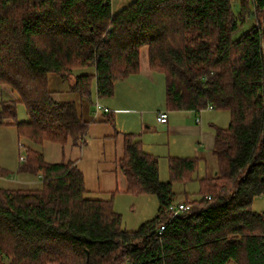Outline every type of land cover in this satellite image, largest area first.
I'll list each match as a JSON object with an SVG mask.
<instances>
[{
	"label": "trees",
	"instance_id": "trees-1",
	"mask_svg": "<svg viewBox=\"0 0 264 264\" xmlns=\"http://www.w3.org/2000/svg\"><path fill=\"white\" fill-rule=\"evenodd\" d=\"M144 46L150 70L165 77L169 111L229 112L216 129V174L199 179L197 199L176 202L173 184L194 180L200 160L169 158L163 182L158 159L124 134L126 192L159 204L126 231L112 201L87 196L75 162H47L22 144L23 169L42 186L0 187V264H264V213L253 210L264 197V0H243L238 13L232 0H134L117 13L112 0H0V86L18 97L0 102V127L38 145L83 146L90 123L74 101L53 98L49 76L92 68L70 91L111 98L116 82L140 73ZM105 121L115 125V115ZM174 203L190 209L168 221Z\"/></svg>",
	"mask_w": 264,
	"mask_h": 264
},
{
	"label": "rangeland",
	"instance_id": "rangeland-1",
	"mask_svg": "<svg viewBox=\"0 0 264 264\" xmlns=\"http://www.w3.org/2000/svg\"><path fill=\"white\" fill-rule=\"evenodd\" d=\"M133 1L112 0L113 12L117 13L123 10ZM236 9L237 6L234 8L237 12ZM251 27V23L247 22L236 34V38L243 33H248ZM148 61V47L144 46L141 50L140 59L141 77L117 82L115 98H98L94 91L92 100H81L78 94L70 91L76 76L91 74L94 71L92 68L74 70L67 80H63L57 74H51L49 76V89L53 95H58L60 100L74 101L78 106L80 115L90 123L85 142L83 146L77 148H63L54 143L38 145L25 139L20 140L16 128L13 126L0 127V187L5 189L41 188L40 176L23 169L25 164L20 161V157L26 155L21 147L24 144L43 153L47 162H75L84 174L87 196L93 199L112 201L114 210L122 216L124 230L136 231L142 224L152 220L159 209L157 198L151 195L127 193L126 177L117 164V161L124 155V134L133 133L134 135L137 134V138H140L138 135L142 136V133L145 132L141 126L140 113H143L144 120L153 122L156 118L155 111L166 108L165 77L162 74L151 73ZM151 74H153V79H150ZM2 90L3 87L0 86L3 97H0V102L7 99L6 92ZM97 102L103 107L106 105L110 107H132L134 112L138 114L122 115L116 113L114 114L115 125H112L105 121V117L111 115L112 112L97 111L95 106ZM17 114L18 121L29 119L23 105L18 106ZM144 137L147 141H143L145 150L160 151L161 158L156 157L159 162L160 180L167 182L170 178L169 162L167 156L162 154L165 153L164 146L161 142V146H156L158 138L150 132L146 131ZM205 175V169L201 164L194 175V180L188 183H174L175 201H183L186 195L191 199H197L200 188L199 179ZM211 175L208 174V176ZM21 182L26 183L22 184ZM253 210L264 213V197L254 201Z\"/></svg>",
	"mask_w": 264,
	"mask_h": 264
},
{
	"label": "crops",
	"instance_id": "crops-1",
	"mask_svg": "<svg viewBox=\"0 0 264 264\" xmlns=\"http://www.w3.org/2000/svg\"><path fill=\"white\" fill-rule=\"evenodd\" d=\"M232 1H233V9L235 8V6H237L236 9L237 12L235 10L234 12L238 13L240 11V4L243 0H232ZM253 10L254 7H252V11ZM247 22L251 23V26L253 27L255 24V18L250 17L247 20ZM148 65H149V61H148ZM151 73L154 72L151 71ZM141 75H142V68L140 67V73L138 75L131 76L121 81L122 82L129 81V79L139 78L141 77ZM152 75L153 74L150 75V79H153ZM121 81H118V83ZM116 85L117 82L115 84V94H116ZM164 86L166 90V85L164 84ZM2 87H3L2 91H5L7 94V99H4L5 101L18 100L17 95L10 88H8L7 86H2ZM115 94L113 96L114 98H115ZM0 97H2V92H0ZM53 97L56 101L60 100V97L58 95H53ZM105 108H107L109 112H112L113 114L116 113L122 115L138 114L134 112V109L132 107H121V106L110 107L106 105ZM160 112H166L168 114L167 124H161L160 122H158L157 118ZM140 115H141V119H140L141 126L143 130H145V132L146 131L150 132V134L154 136H157L158 143H156V146H161L160 144L162 143V146H164L165 149V153L162 154H165L168 160L171 157L197 158L200 160V165L203 164V167L205 169L206 175L204 177L208 176V174H212V175L216 174V159L215 156L213 155V150L215 147L216 129L217 128L224 129L228 127L230 123L229 112L218 111L215 109L212 110L205 109L201 113H197L194 111H169L167 108H162L155 111L156 118L153 122L144 120L143 113H140ZM143 130L142 132H144ZM144 134L142 133V136L138 135L140 137L138 139L141 140L142 142L143 150L150 155L161 158L160 151H156L155 149L145 150V144L143 141L144 140L145 142L147 141L144 137ZM161 139H163L164 142ZM21 183L25 184L26 182H21Z\"/></svg>",
	"mask_w": 264,
	"mask_h": 264
},
{
	"label": "built area",
	"instance_id": "built-area-1",
	"mask_svg": "<svg viewBox=\"0 0 264 264\" xmlns=\"http://www.w3.org/2000/svg\"><path fill=\"white\" fill-rule=\"evenodd\" d=\"M96 109L97 111H104V112H109V110L105 107H103L99 102L96 103ZM207 109H214L213 106H208ZM203 110H201L199 113H201ZM158 122L161 124H167L168 123V114L166 112H160L157 118ZM199 121V120H198ZM22 149L25 151L26 155L20 157V161L24 164L27 163L28 158H27V148L24 145H21ZM190 209V206H187L182 203H174L169 208L167 209V213L169 214V219L168 221L173 220L176 217H179L182 212L187 211ZM165 229V226L160 227V232Z\"/></svg>",
	"mask_w": 264,
	"mask_h": 264
}]
</instances>
